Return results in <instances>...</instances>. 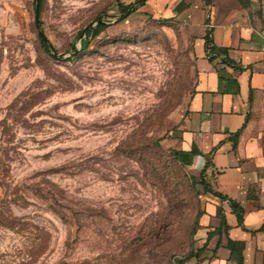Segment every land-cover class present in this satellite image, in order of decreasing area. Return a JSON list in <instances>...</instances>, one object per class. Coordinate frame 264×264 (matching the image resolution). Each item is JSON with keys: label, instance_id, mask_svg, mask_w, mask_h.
Listing matches in <instances>:
<instances>
[{"label": "rangeland", "instance_id": "1", "mask_svg": "<svg viewBox=\"0 0 264 264\" xmlns=\"http://www.w3.org/2000/svg\"><path fill=\"white\" fill-rule=\"evenodd\" d=\"M136 2L42 0L39 26L36 0H0V264H187L196 249L203 186L165 139L209 2Z\"/></svg>", "mask_w": 264, "mask_h": 264}, {"label": "crops", "instance_id": "2", "mask_svg": "<svg viewBox=\"0 0 264 264\" xmlns=\"http://www.w3.org/2000/svg\"><path fill=\"white\" fill-rule=\"evenodd\" d=\"M205 20L196 88L165 142L202 186L244 212L239 220L228 199L203 189L199 255L187 264H239L240 254L241 264H264V0H209ZM218 205L229 225L221 230Z\"/></svg>", "mask_w": 264, "mask_h": 264}, {"label": "trees", "instance_id": "3", "mask_svg": "<svg viewBox=\"0 0 264 264\" xmlns=\"http://www.w3.org/2000/svg\"><path fill=\"white\" fill-rule=\"evenodd\" d=\"M140 1H143V0H140ZM145 1V0H144ZM241 1H243V0H241ZM36 2H37V0H36ZM208 2H209V0H208ZM140 3H143V2H140ZM36 4V3H35ZM41 6H42V0H39V21L37 22L38 23V25L39 26H41V21H40V14H41ZM132 6V3H129V4H124V3H121L120 4V9H121V11L124 13V15H125V13L130 9V7ZM135 10V8H133V10H131V12L132 11H134ZM97 20H98V22H97V24L95 25V26H93L92 24L89 26V27H87L86 29H85V36L82 38V48H86V47H88V45H89V43H90V40H91V38L92 37H96L97 35H99L106 27H107V25H108V21H106V20H104L103 18H101V17H98L97 18ZM81 33H82V31H81ZM38 35H39V39H40V42H41V44H42V46L49 52V53H53V54H55V55H57V50L54 48V46H53V44H52V42L50 41V39L48 38V36L45 34V32H44V30L43 29H39V33H38ZM204 38H205V44H206V47H208V49H209V51L211 52H213V51H216V53H218L219 52V49H222L221 47H217V46H212V47H210L209 46V43H210V36H209V32H206V34H205V36H204ZM218 51V52H217ZM211 52V53H212ZM215 55L214 54H212L210 57H214ZM61 58H62V55L60 56ZM228 61H230V62H232V60L231 59H229ZM239 134H240V130H238V131H236L233 135H232V137H234V142H237V140H238V137H239ZM172 149V148H171ZM173 150V152H174V156L179 160V157H178V155H177V152L174 150V149H172ZM180 162V161H179ZM181 163V162H180ZM207 163H209V162H207ZM182 164V163H181ZM183 165V164H182ZM203 183H204V186H203V189H204V191L206 192V191H211V192H213L215 195H217V196H219L220 198H222V199H228V201H229V203H230V205H231V207H232V209H233V211L238 215V218H239V220H241L242 219V217H243V212H244V208H243V206L240 204V202L239 201H237L236 199H234V198H231V197H229L228 195H225V194H223L222 192H220V191H216V190H213L210 186H208V184L207 183H205L204 182V180L202 181ZM203 191V192H204ZM217 213H218V215H220L221 216V221H220V225H219V229L221 230V228H228L229 227V225H228V223H227V220H226V217H225V214H224V211H223V207L221 206V205H218V207H217ZM202 214V213H201ZM200 214V215H201ZM233 243V242H232ZM234 249V251H237V248H233ZM238 250H239V248H238ZM198 255H199V250H194V249H192V250H190V252L188 253V254H186L184 257H182L181 259H180V261L181 262H185V261H187V260H189L190 258H192V257H198ZM241 254L239 255V259H240V263L239 264H241L242 262H241Z\"/></svg>", "mask_w": 264, "mask_h": 264}, {"label": "water", "instance_id": "4", "mask_svg": "<svg viewBox=\"0 0 264 264\" xmlns=\"http://www.w3.org/2000/svg\"><path fill=\"white\" fill-rule=\"evenodd\" d=\"M140 0H137L136 4L139 2ZM134 5H132L130 7V9L125 13V15L129 14L131 12V9L133 8ZM35 18H36V21L38 22L39 21V0H37L36 2V12H35ZM120 18H118V20H120Z\"/></svg>", "mask_w": 264, "mask_h": 264}]
</instances>
